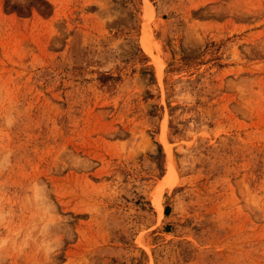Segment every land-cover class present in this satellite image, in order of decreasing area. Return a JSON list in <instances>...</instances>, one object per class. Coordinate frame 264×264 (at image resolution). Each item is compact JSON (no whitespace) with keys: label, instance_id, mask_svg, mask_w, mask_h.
I'll use <instances>...</instances> for the list:
<instances>
[{"label":"rangeland","instance_id":"obj_1","mask_svg":"<svg viewBox=\"0 0 264 264\" xmlns=\"http://www.w3.org/2000/svg\"><path fill=\"white\" fill-rule=\"evenodd\" d=\"M0 264H264V0H0Z\"/></svg>","mask_w":264,"mask_h":264},{"label":"bare ground","instance_id":"obj_2","mask_svg":"<svg viewBox=\"0 0 264 264\" xmlns=\"http://www.w3.org/2000/svg\"><path fill=\"white\" fill-rule=\"evenodd\" d=\"M160 212H161V214L163 215V211L161 210Z\"/></svg>","mask_w":264,"mask_h":264}]
</instances>
